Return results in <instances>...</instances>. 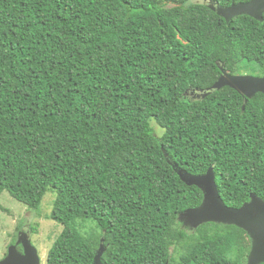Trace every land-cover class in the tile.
Here are the masks:
<instances>
[{
    "label": "trees",
    "instance_id": "1",
    "mask_svg": "<svg viewBox=\"0 0 264 264\" xmlns=\"http://www.w3.org/2000/svg\"><path fill=\"white\" fill-rule=\"evenodd\" d=\"M249 1L0 0V195L35 210L55 194L45 264L100 246L102 264L246 263L243 230L178 221L203 193L172 165L212 168L227 207L264 202V95H196L220 67L262 76L264 14L208 7Z\"/></svg>",
    "mask_w": 264,
    "mask_h": 264
},
{
    "label": "water",
    "instance_id": "2",
    "mask_svg": "<svg viewBox=\"0 0 264 264\" xmlns=\"http://www.w3.org/2000/svg\"><path fill=\"white\" fill-rule=\"evenodd\" d=\"M211 11L217 16L229 22L238 16H248L262 22L264 14V0H251L246 3L231 4L223 8L208 4ZM221 75L213 86L206 92H198L197 99L204 98L213 90L229 87L241 94L246 99H251L257 93L264 95V68L261 77L251 75H230L220 67ZM244 107H242L243 110ZM180 180L187 186H195L203 193V200L199 207L188 209L181 213L178 221L192 231L205 223L233 225L243 230L249 238L250 249L245 264L264 263V202L252 194L250 200L240 208L227 207L222 201L215 183V175L209 168L204 175H190L172 165ZM21 244L22 253L18 252L17 246ZM102 246L99 247L93 264H102ZM0 264H41L37 249L33 247L25 235L18 237L14 246L8 249L6 257Z\"/></svg>",
    "mask_w": 264,
    "mask_h": 264
},
{
    "label": "rangeland",
    "instance_id": "3",
    "mask_svg": "<svg viewBox=\"0 0 264 264\" xmlns=\"http://www.w3.org/2000/svg\"><path fill=\"white\" fill-rule=\"evenodd\" d=\"M152 126L156 134L160 135L161 129L155 124ZM54 199L55 194L48 191L40 206L32 210L15 201L6 191L2 192L0 195V261L6 257L8 249L16 243L18 237L25 235L31 245L37 249L41 264H45L50 247L62 231L61 225L49 219ZM184 227L192 231L187 226ZM32 229L34 232L31 231Z\"/></svg>",
    "mask_w": 264,
    "mask_h": 264
},
{
    "label": "flooded vegetation",
    "instance_id": "4",
    "mask_svg": "<svg viewBox=\"0 0 264 264\" xmlns=\"http://www.w3.org/2000/svg\"><path fill=\"white\" fill-rule=\"evenodd\" d=\"M192 98H194V97H192ZM20 253H22V249L21 248H18L17 249Z\"/></svg>",
    "mask_w": 264,
    "mask_h": 264
}]
</instances>
